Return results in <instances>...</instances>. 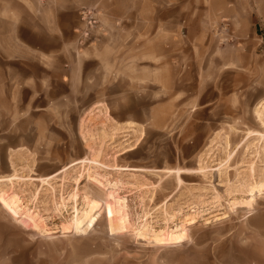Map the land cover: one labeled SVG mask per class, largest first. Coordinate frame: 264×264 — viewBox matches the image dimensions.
I'll return each mask as SVG.
<instances>
[{"label": "rangeland", "instance_id": "rangeland-1", "mask_svg": "<svg viewBox=\"0 0 264 264\" xmlns=\"http://www.w3.org/2000/svg\"><path fill=\"white\" fill-rule=\"evenodd\" d=\"M103 1V16L95 10L81 12L85 47L93 41L92 28L95 35L110 21L118 27L125 23L129 30L151 27L152 17L148 13L142 16L148 10L144 0ZM112 3L116 16L108 14ZM160 3L164 12L172 8L169 0ZM122 11L128 12L127 21L122 22ZM84 13L92 16L93 24L85 22ZM168 19L161 18L162 62L178 57L188 62L191 50L177 48L168 40L169 28L163 24ZM262 47L257 53H263ZM122 51L116 42L97 48L102 83L106 54L115 62ZM126 51L124 56L141 57L144 65H151V48ZM196 71H190L188 87L192 90L196 89ZM239 71L243 73L235 81L240 84V96L235 106L220 107L210 134L202 122L187 119L173 123L172 128H154L152 112L136 111L137 98L131 97L127 110L117 113L108 110L103 95L96 97L93 111L44 113L49 120L44 128L39 127L40 113H28L27 129L15 128L14 122L19 124L25 114H13L9 121V114L0 113V178H18L0 183V193L17 194L22 203L20 218L0 204V264H264V127L255 114L264 101L263 56ZM148 76L146 73L139 83L145 94L161 88L160 101L155 102L167 101L165 91L181 85L162 74L161 87H155ZM224 79L226 84L230 82L228 75ZM136 83L129 79L130 90ZM79 99L81 107L88 109V97ZM145 99L151 106L146 108H152L154 101ZM132 117L145 120L137 125ZM205 118L201 114L200 119ZM127 123H134L137 130ZM122 130L133 135L131 145L138 149L114 158L130 146L116 143ZM254 132L263 135L252 136ZM186 134L193 137L191 141V137H183ZM25 136L28 143L20 144ZM83 136L90 140L103 166L78 167L47 179L88 156ZM204 139L203 144L198 143ZM200 165L206 168L203 172L197 171ZM114 166L143 171L109 170ZM178 170L183 172L177 174ZM88 172L103 184L88 180ZM112 193L124 199L128 218L125 228L116 224L119 232L111 229L104 212ZM87 198L102 207L95 224L81 231L74 220L84 216ZM27 213L35 215L37 227L25 220ZM168 235H182L183 239L176 242L179 237L170 239Z\"/></svg>", "mask_w": 264, "mask_h": 264}, {"label": "crops", "instance_id": "crops-1", "mask_svg": "<svg viewBox=\"0 0 264 264\" xmlns=\"http://www.w3.org/2000/svg\"><path fill=\"white\" fill-rule=\"evenodd\" d=\"M160 1L144 0L148 10L142 16L148 13L152 17L147 30L140 26L129 30L125 23L118 27L110 21L95 35L92 28L93 41L85 47L81 42L86 28L81 12L95 10L103 16V0H0V113L9 114V121L13 114H25L19 124L14 121L15 128L25 129L30 127L28 113H40L39 127L44 128L49 124L44 113L93 111L96 97L102 95L108 110L117 113L127 110L131 97L137 98L136 111L152 112L154 128H172L173 123L187 119L202 122L200 125L210 134L220 107L235 106L240 96V84L236 83L243 73L240 67L252 60L260 61L262 56L264 61V51L257 53L264 45V0H169L172 8L167 12L161 10ZM108 9L109 15L116 16L113 3ZM162 16L169 18L163 22L169 28V42L191 50L188 62L180 57L162 62ZM128 17V12H121L122 22ZM105 42H116L124 51L115 62L106 54L102 83L96 50ZM130 48H151V65H144L141 57L124 56ZM191 68L197 69L194 90L188 87ZM146 73L155 87H161L162 74L181 85L165 91L167 101L155 102L160 101L162 90L143 92L139 81ZM225 75L230 78L227 84ZM130 78L137 81L134 90H130ZM80 97H88V109L81 107ZM145 97L154 101L152 108H146L149 104ZM201 114L206 116L203 121ZM132 119L137 125L145 120ZM117 136L116 143L121 146L134 141L133 135L123 130ZM20 139V144L28 143V136ZM177 155L180 159L179 152Z\"/></svg>", "mask_w": 264, "mask_h": 264}, {"label": "bare ground", "instance_id": "bare-ground-1", "mask_svg": "<svg viewBox=\"0 0 264 264\" xmlns=\"http://www.w3.org/2000/svg\"><path fill=\"white\" fill-rule=\"evenodd\" d=\"M255 114L258 118V121L259 123L261 124V126L264 127V101L261 102L255 109ZM128 124V127L130 129H132L133 131H136L137 130V127L134 123H127ZM81 127L83 128V123L81 124ZM87 131L86 130H83V132ZM89 132H85L84 134L87 135ZM253 135L252 136H262L263 134L261 133H257V132H254L252 133ZM84 138V141L87 145V157H84L82 159H78V160H75L73 162H71L69 165H67L66 167H64L61 171H59L58 173L56 174H53L51 175L50 177H48L47 179H53L54 177L62 174V173H68L70 170L72 169H76V168H84V169H87V168H93V167H96V166H103L102 163H99L97 161V151L96 149L94 148V146L90 143V140L86 137V136H83ZM135 149V145H130L128 148H126L123 152H121L120 154L116 155L114 158H118L120 156H123V155H126L127 153L133 151ZM229 157L230 154H227ZM113 169H109V170H117V171H137V172H140V171H143L142 169H137V168H125V167H119V166H114L112 167ZM206 168L203 166V165H200L198 168H197V171H200V172H203ZM172 172V171H170ZM183 171L181 170H178L176 171L177 174H181ZM16 176V175H15ZM83 175L81 174L80 177H82ZM88 180L90 181H97L98 183L100 184H103L101 183L100 181H98L93 175H91L89 172H88ZM18 178L14 177H9L7 179H4V178H0V183H6L8 181H11V182H14L15 180H17ZM28 180V178L26 179ZM42 181H46V180H43ZM76 182L77 184H79V180L76 179ZM18 195L17 194H8V193H0V204H2L14 217L16 218H20V215H19V212L22 210V203H21V200L17 197ZM76 197V196H74ZM111 197H112V202L111 200L110 201H107L105 206H104V212L110 222V227L112 230H116L117 232H119V228L116 227V224H119L120 228H125V224L128 222V218H127V214L125 212V209H124V199H122L121 197H119L118 195H115L114 193L111 194ZM101 207H102V204L98 201H94V200H90L87 198L86 200V211L84 212V216L83 217H79L78 215L75 216V220H74V225L76 226V229L77 230H81V231H84L86 230L87 228H90L91 226H93L95 224V222L97 221L98 219V216L100 214V211H101ZM25 220H27L29 223L33 224L34 226L37 227V221H36V217L35 215L33 214H30V213H27L26 214V217H25ZM124 230H122L123 232ZM167 237H170V239H176V242L180 241L183 239L182 235H176V236H170L168 235Z\"/></svg>", "mask_w": 264, "mask_h": 264}, {"label": "built area", "instance_id": "built-area-1", "mask_svg": "<svg viewBox=\"0 0 264 264\" xmlns=\"http://www.w3.org/2000/svg\"><path fill=\"white\" fill-rule=\"evenodd\" d=\"M83 18L89 25L93 24L92 16L89 13H84Z\"/></svg>", "mask_w": 264, "mask_h": 264}]
</instances>
